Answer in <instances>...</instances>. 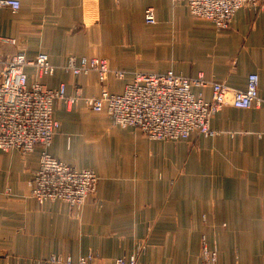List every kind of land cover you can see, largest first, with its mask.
<instances>
[{"label": "crops", "instance_id": "obj_1", "mask_svg": "<svg viewBox=\"0 0 264 264\" xmlns=\"http://www.w3.org/2000/svg\"><path fill=\"white\" fill-rule=\"evenodd\" d=\"M0 12V61L24 51L46 53L55 75L29 81L66 84V97L98 96V74L63 70L71 56L101 57L112 71L106 89L122 93L138 72L203 74L245 90L259 76L264 96V10L241 8L228 29L193 15L176 0H19ZM151 8L155 24L145 20ZM206 100L212 88L195 87ZM60 128L49 152L98 176L96 193L79 209L62 201L40 204L29 183L41 149L0 151V264H51L53 255L110 264L138 251V264H264V103L223 107L210 121L219 134L155 140L137 128L114 125L80 99L54 102Z\"/></svg>", "mask_w": 264, "mask_h": 264}, {"label": "built area", "instance_id": "obj_2", "mask_svg": "<svg viewBox=\"0 0 264 264\" xmlns=\"http://www.w3.org/2000/svg\"><path fill=\"white\" fill-rule=\"evenodd\" d=\"M186 2L191 13L214 23L216 30L230 27L234 15L241 8L264 10V0H176ZM19 0H0V12L9 9L17 12ZM145 20L156 23L153 9L145 11ZM0 41L15 43L0 37ZM33 66L38 77L55 75L58 67L51 63L46 53L30 59L24 51H18L7 60L0 61V151L18 150L23 155L40 147L39 168L29 183L31 195L40 204L62 201L72 209L81 208L93 196L98 187V176L90 169H78L54 157L49 149L60 122L54 116V102L66 99L77 103L83 99L95 112H106L114 125L121 128H137L155 140L188 139L193 133L205 137L218 135L211 128V118L223 107L249 108L264 103L259 97V76L248 77L245 90L234 89L223 82L208 81L203 74L197 77L166 73L138 72L122 93L112 94L105 87L108 75L113 71L106 58L82 56L69 58L63 67L74 76L96 72L102 85L101 94L81 98L79 89L75 96L66 97V84L51 89L38 80L29 81L26 68ZM122 79L125 73L114 70ZM211 86L210 100L195 87ZM140 252V251H138ZM138 252L119 257L110 264H138ZM204 264H214L216 251L204 247ZM95 255L89 253L73 262L70 257L53 255L51 264H93Z\"/></svg>", "mask_w": 264, "mask_h": 264}, {"label": "rangeland", "instance_id": "obj_3", "mask_svg": "<svg viewBox=\"0 0 264 264\" xmlns=\"http://www.w3.org/2000/svg\"><path fill=\"white\" fill-rule=\"evenodd\" d=\"M48 203V202H47ZM46 204V203H45Z\"/></svg>", "mask_w": 264, "mask_h": 264}]
</instances>
